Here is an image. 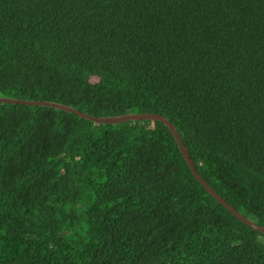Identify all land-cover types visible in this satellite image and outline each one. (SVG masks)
<instances>
[{
    "label": "trees",
    "instance_id": "16d2710c",
    "mask_svg": "<svg viewBox=\"0 0 264 264\" xmlns=\"http://www.w3.org/2000/svg\"><path fill=\"white\" fill-rule=\"evenodd\" d=\"M0 97L153 113L264 227V0H0ZM0 264H264L160 122L0 103Z\"/></svg>",
    "mask_w": 264,
    "mask_h": 264
},
{
    "label": "water",
    "instance_id": "95a60500",
    "mask_svg": "<svg viewBox=\"0 0 264 264\" xmlns=\"http://www.w3.org/2000/svg\"><path fill=\"white\" fill-rule=\"evenodd\" d=\"M0 103L1 104H10V105H23V106H39V107H48L52 109H57L60 111H64L70 114H74L78 116L81 119H84L86 121H89L95 125H102V124H109V125H118L125 122H137V121H153V122H160L162 123L168 130L170 131L173 139L176 142L177 148L183 157L185 163L187 164L191 174L194 176V178L197 180V182L203 187V189L213 198L215 199L225 210H227L234 218H236L240 223L245 225L246 227L250 228L251 230L258 232L262 235H264V227L259 226L258 224L254 223L253 221H250L249 219L245 218L243 215H241L239 212H237L232 206H230L224 199H222L217 192H215L207 183L206 181L201 177V175L197 172L190 156L188 153L187 148L184 146V144L181 141V138L179 137L175 127L163 116L156 115L153 113H144V114H128V115H119V116H110V117H94L87 115L85 113H82L76 109H73L71 107L58 104V103H52V102H40V101H26L22 99H11L6 97H0Z\"/></svg>",
    "mask_w": 264,
    "mask_h": 264
}]
</instances>
